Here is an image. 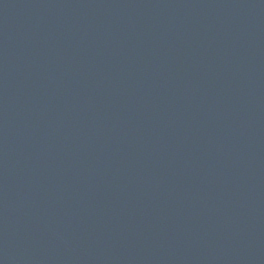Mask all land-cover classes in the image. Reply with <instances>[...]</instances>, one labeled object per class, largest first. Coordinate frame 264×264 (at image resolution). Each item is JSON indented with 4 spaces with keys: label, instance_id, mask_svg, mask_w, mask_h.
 <instances>
[{
    "label": "water",
    "instance_id": "1",
    "mask_svg": "<svg viewBox=\"0 0 264 264\" xmlns=\"http://www.w3.org/2000/svg\"><path fill=\"white\" fill-rule=\"evenodd\" d=\"M0 264H264V0H0Z\"/></svg>",
    "mask_w": 264,
    "mask_h": 264
}]
</instances>
